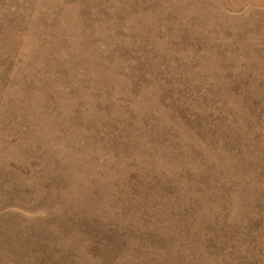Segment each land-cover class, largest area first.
<instances>
[{"label": "rangeland", "instance_id": "obj_1", "mask_svg": "<svg viewBox=\"0 0 264 264\" xmlns=\"http://www.w3.org/2000/svg\"><path fill=\"white\" fill-rule=\"evenodd\" d=\"M0 264H264V0H0Z\"/></svg>", "mask_w": 264, "mask_h": 264}]
</instances>
